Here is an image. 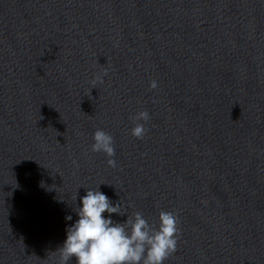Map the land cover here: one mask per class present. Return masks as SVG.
<instances>
[{
  "label": "clouds",
  "instance_id": "obj_1",
  "mask_svg": "<svg viewBox=\"0 0 264 264\" xmlns=\"http://www.w3.org/2000/svg\"><path fill=\"white\" fill-rule=\"evenodd\" d=\"M107 75L106 68L95 73L90 81L92 88L103 84ZM149 87L154 90L158 84L151 81ZM130 120L134 125L131 135L143 139L148 131L149 112L139 111L130 116ZM92 139L91 151L104 153L108 157L107 165L117 167L114 137L97 128ZM86 189V195L80 198L82 206L75 209L78 219L66 229V240L54 251L57 264H70L73 260L75 264H164L176 252L180 237L177 214L161 210L158 220L150 222L142 212L136 211L127 214L126 221L116 222L112 214H125L121 211V203L113 205L99 186Z\"/></svg>",
  "mask_w": 264,
  "mask_h": 264
}]
</instances>
